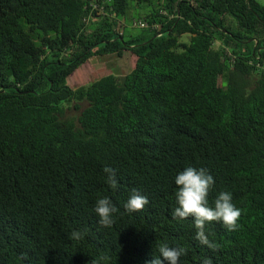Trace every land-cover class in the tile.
Here are the masks:
<instances>
[{
	"label": "trees",
	"instance_id": "16d2710c",
	"mask_svg": "<svg viewBox=\"0 0 264 264\" xmlns=\"http://www.w3.org/2000/svg\"><path fill=\"white\" fill-rule=\"evenodd\" d=\"M134 20L160 29L134 34ZM127 53L123 79L68 84ZM187 166L210 170V203L229 191L242 211L238 230L206 227L216 250L172 216ZM132 189L143 211L124 208ZM103 196L120 210L111 227L94 211ZM160 243L185 247L181 264H264V4L0 0V264H148Z\"/></svg>",
	"mask_w": 264,
	"mask_h": 264
},
{
	"label": "clouds",
	"instance_id": "9594fccd",
	"mask_svg": "<svg viewBox=\"0 0 264 264\" xmlns=\"http://www.w3.org/2000/svg\"><path fill=\"white\" fill-rule=\"evenodd\" d=\"M103 172L109 187L116 190L119 184L116 170L110 166H105ZM174 183L177 187L175 193L177 207L173 210L172 216L177 220L191 218L197 230L196 239L201 244L213 250L218 248V245L209 240L206 233V227L214 222L222 223L229 231L239 229L242 211L234 204L231 192H220L215 200L210 203L209 197L216 182L209 169L187 166L176 175ZM149 203L148 198L142 195L139 190L132 189L124 208L129 213L140 212ZM94 211L99 217V224L102 227H111L115 223V215L120 210L109 197L103 196L97 199ZM71 238L80 240L83 238V233L73 231ZM158 251L159 255H155L148 264H165V262L167 264H181V257L187 254L185 247H170L167 243H160ZM101 259H105V257H101ZM92 264H98V262L93 261ZM203 264H212V260L205 258Z\"/></svg>",
	"mask_w": 264,
	"mask_h": 264
},
{
	"label": "rangeland",
	"instance_id": "374dc122",
	"mask_svg": "<svg viewBox=\"0 0 264 264\" xmlns=\"http://www.w3.org/2000/svg\"><path fill=\"white\" fill-rule=\"evenodd\" d=\"M258 1L264 4V0ZM133 32L134 34H137L141 31L139 29H136ZM184 39L186 40L187 37H184ZM134 65L135 57L130 53H127L121 58L117 56L91 58L68 79V84L77 88L89 85L97 79L110 74L117 76L118 79L121 80L127 73L132 70ZM78 113L79 112L73 107L66 106L63 119L72 120L73 118H76L78 116Z\"/></svg>",
	"mask_w": 264,
	"mask_h": 264
},
{
	"label": "built area",
	"instance_id": "2783aa9c",
	"mask_svg": "<svg viewBox=\"0 0 264 264\" xmlns=\"http://www.w3.org/2000/svg\"><path fill=\"white\" fill-rule=\"evenodd\" d=\"M94 9H98L95 5H92ZM99 10V9H98ZM101 15H105V11H103V9L99 10ZM167 14V13H164ZM122 25L123 26H128L132 29H149V30H159L160 29V25L159 24H149L146 21L143 20H134L131 24H127L124 21H122ZM124 28V27H123ZM120 29V33L123 34L124 29ZM162 34H159V36H161Z\"/></svg>",
	"mask_w": 264,
	"mask_h": 264
}]
</instances>
